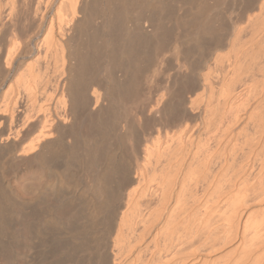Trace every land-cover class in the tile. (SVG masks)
<instances>
[{"label": "bare ground", "instance_id": "1", "mask_svg": "<svg viewBox=\"0 0 264 264\" xmlns=\"http://www.w3.org/2000/svg\"><path fill=\"white\" fill-rule=\"evenodd\" d=\"M193 1L0 0V173L39 178L0 264H264V0L215 56Z\"/></svg>", "mask_w": 264, "mask_h": 264}, {"label": "rangeland", "instance_id": "2", "mask_svg": "<svg viewBox=\"0 0 264 264\" xmlns=\"http://www.w3.org/2000/svg\"><path fill=\"white\" fill-rule=\"evenodd\" d=\"M203 0H195V1H193V4L192 5H194L195 3L196 4H198L199 6L200 5H203L204 3L202 2ZM207 2L203 5V9L205 8L206 10L205 11H207L209 14H210V19H209V21H211L212 22V20H213V22L215 23L214 24V26L216 25V22H215V20H216V18H218L217 19V22H218V25H216V26H218V27H216L215 26V28H217V30H218V35H220V34H222L221 36H219V37H217V38H220V37H222L221 39H223V38H226L224 41H226L224 44H218L217 43V45L215 46L213 43H215V40H213L214 42L212 43V40H210L209 42H208V40H207V38H213V36H209L208 37V35H207V37H206V39H205V42H204V45H207L206 46V48H208L209 49V47H208V45L210 46V47H212L211 46V43H212V45H213V47H212V54H214L213 56H215V54H223V53H225V52H228L229 51V49H230V41L232 40V37H233V33H234V28L237 26V27H243L244 26V24H245V22H246V20H245V16H244V18H242L241 19V17L239 18V15H237V11H238V4H239V0H206ZM195 2V3H194ZM200 2H201V4H200ZM205 2V1H204ZM215 2V3H214ZM195 4V5H196ZM194 5V6H195ZM198 5H196V6H198ZM211 5V6H210ZM158 5H156L155 7L156 8H158L157 7ZM170 5H168V7H169ZM213 6V7H212ZM155 7H153V8H155ZM167 7V8H168ZM207 7H209V8H207ZM210 7H211V9H210ZM153 8L151 7L150 8V12L149 13H151V10H153ZM155 8V9H156ZM169 8H171V7H169ZM169 8L168 9H165L166 11H167V13H168V10H169ZM201 8V9H202ZM154 9V11H152V14H153V12H154V14H156V10ZM214 9V10H213ZM164 10V11H165ZM188 10V9H187ZM164 11H163V13H164ZM203 11V10H202ZM148 12H147V14H149ZM188 13V12H187ZM189 14V13H188ZM215 14V15H214ZM218 15V17H217V15ZM136 15V14H135ZM214 15V16H213ZM136 17V16H135ZM212 17V18H211ZM214 18V19H213ZM134 19V18H133ZM132 19V20H133ZM221 19V20H220ZM134 21H135V19H134ZM221 22H222V24H221ZM221 24V26H220V24ZM234 27V28H233ZM219 28V29H218ZM217 30L216 29H214V32L216 31L217 32ZM216 34V33H215ZM243 34H244V36H245V32H243ZM242 34V35H243ZM243 36V37H244ZM211 38V39H212ZM213 39H216V38H213ZM209 43H207V42ZM191 42V45H193V42L192 41H190ZM175 43V42H174ZM173 43V47L176 45V43L174 44ZM194 46V45H193ZM205 47V46H204ZM202 48L203 50H201V48L199 49V47H197L198 49H196L195 50V48L196 47H193V49H192V47H191V49L190 50H192V51H190L191 53H189V57H190V60H192V62H195L196 64H199L200 63V60H202L203 58H205V53L207 52V50H206V48ZM193 50H195V51H193ZM204 50H206V52H203ZM199 51H201V53L199 52ZM200 54V55H199ZM204 56H203V55ZM212 54H211V56H212ZM202 55V56H201ZM206 55H207V53H206ZM196 57V58H195ZM195 60H194V59ZM202 58V59H201ZM197 61V62H196ZM116 147H119V146H116ZM126 147V146H125ZM115 151H116V149H115ZM121 151H122V149H120V148H118L117 149V151L115 152V154H117L116 155V157H115V159L117 158V159H119L118 157H120V155L123 153H121ZM121 153V154H120ZM120 154V155H119ZM116 159V160H117ZM1 162V164H3V163H5V162H3V161H0ZM0 164V165H1ZM4 165V167H6L7 166V164L5 163V164H3ZM56 171L57 170H59V169H55ZM61 170V169H60ZM59 170V171H60ZM59 171H57V172H59ZM5 172V171H4ZM4 172H1L0 173V193L2 194H0V202H1V204H3V206H2V208H3V213L6 215V218H8V222H17V221H20L21 219H22V222H19V223H25V222H30V223H36L37 221L35 220V211L37 210V208L39 207V204L36 202V199H35V192H36V188H37V183H38V175L35 173V169L33 168V169H29L28 171H27V173L24 175V176H21V177H19V178H17V179H14L13 177H12V175L10 174V172H8L7 170H6V172L4 173ZM2 175V176H1ZM75 179V180H74ZM73 180V182L70 180V184H69V182H66V183H68V185H66V184H64V186L61 188V191H59V195L62 197V200L64 201H62L61 199H60V197L58 198L57 197V199H55V201L56 200H58V201H60V202H54V203H56L53 207H54V210H53V215H54V218H56V219H59L60 217V213H58V212H60V209H59V207L61 206L62 208H67L69 205H75L74 204V202L73 201H70V200H73L72 198L69 200L70 201V203H69V201H68V196H70V194H71V192H73V190L75 191V194H77V196H79V197H81V198H83V191H84V184H82L81 185V188L79 187V186H77L76 188L77 189H75V181H76V178H74ZM37 181V182H36ZM5 182H7V183H9V185H10V187L12 188V190H8L7 188H4V187H6V183ZM72 182V183H71ZM5 183V184H4ZM72 184H73V186H72ZM2 185H5V186H2ZM66 186V187H65ZM71 187V188H70ZM74 187V189H72ZM79 187V188H78ZM3 188V189H2ZM64 188V189H63ZM82 188H84L83 190H82ZM5 189H7V190H5ZM60 190V189H59ZM62 190H63V192H62ZM65 190H67V192L65 191ZM69 190V191H68ZM7 191V193H5ZM81 191H82V193H81ZM66 192V193H65ZM79 192H80V195H79ZM8 193H9V195H8ZM65 193V194H64ZM68 193H70V194H68ZM68 196H67V195ZM3 195L5 196V198L3 197ZM18 195V196H17ZM63 195V196H62ZM64 195H66V196H64ZM1 196H2V198H1ZM84 198H86V201H88L89 200V202H88V206H87V208H88V213H90V214H88V215H90L89 217H92V215L94 214L93 212H94V210H97V208H98V204H97V200L95 201V199L93 200V199H91V195H90V193L88 192V193H84ZM93 196V195H92ZM46 197H47V195H46ZM64 197V198H63ZM89 197V198H88ZM16 198V199H15ZM19 198V199H18ZM48 198H49V200H48ZM45 201H49L50 203H51V201H50V196L48 197ZM94 198V197H93ZM3 199V200H2ZM6 200V201H5ZM67 200V201H66ZM76 199H74V201H75ZM18 202V204H17V202ZM20 201V202H19ZM23 201V202H22ZM12 202V203H11ZM73 202V204H71ZM76 202V201H75ZM93 202V203H92ZM96 202V203H95ZM20 203V204H19ZM24 203V204H23ZM37 203V204H36ZM47 203V202H46ZM53 204V203H52ZM63 205V206H62ZM21 206V207H20ZM67 206V207H66ZM8 207V208H7ZM24 208V209H23ZM69 208V207H68ZM58 209V210H57ZM89 210H91V211H89ZM7 211V212H6ZM58 211V212H57ZM23 212V213H22ZM32 212H34V213H32ZM56 212V213H55ZM93 213V214H92ZM21 214V215H20ZM27 214V215H26ZM32 214V215H31ZM23 215H25V216H23ZM58 215V216H57ZM95 215V214H94ZM93 215V216H94ZM8 216V217H7ZM20 216H22V218L20 217ZM33 216V217H32ZM100 216V214L98 213L97 215H96V217H95V220L98 218ZM21 218V219H20ZM34 218V219H33ZM18 219V220H17ZM42 223H40V222ZM38 221V225H35V226H38V230L40 229V228H43V229H41L40 231H42V230H44L45 229V224H43V221L42 220H39ZM32 223V224H33ZM37 224V223H36ZM95 225L96 226H91L93 229H89V231H88V236L91 238V239H94V238H96L98 235H96V233L95 232H97V230H98V228H99V224L97 223V220H96V223H95ZM40 227V228H39ZM95 227V228H94ZM8 230H9V228H8ZM65 230V229H64ZM10 231V233H11V231H13L12 229H10L9 230ZM62 232H63V230H62ZM42 234V235H41ZM40 235L41 236H43L42 238H43V240L41 241V243H42V245L44 246V245H46V246H42L43 248H46V247H48L47 245H48V243L46 242V240H45V238L47 237L46 235H44L43 233H41ZM93 234H94V236H93ZM56 236H59L58 237V239L59 238H61L62 236L61 235H56ZM92 236H93V238H92ZM45 237V238H44ZM55 237V236H54ZM53 237V238H54ZM58 256L57 255H55V256H53V257H51V259L53 260V258H54V261H57V258ZM68 262V261H67ZM67 262H65V263H67ZM59 264V263H58ZM61 264V263H60Z\"/></svg>", "mask_w": 264, "mask_h": 264}]
</instances>
